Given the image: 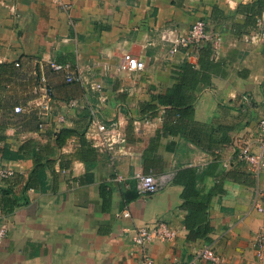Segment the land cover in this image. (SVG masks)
<instances>
[{
  "label": "crops",
  "instance_id": "obj_1",
  "mask_svg": "<svg viewBox=\"0 0 264 264\" xmlns=\"http://www.w3.org/2000/svg\"><path fill=\"white\" fill-rule=\"evenodd\" d=\"M63 1L66 8L55 0H0V64L11 65L0 75V166L14 170L0 181L7 227L0 264H133L142 250L136 229L159 221L176 234L146 245L158 263L183 262L212 244L223 258L219 264H264L256 255L264 229V172L255 177L236 158L238 139H253L264 115V11L250 33L237 36L232 22L246 20L237 9L252 0ZM200 18L222 29L221 47L212 52L220 65L209 83L197 86L188 126L164 134L173 107L154 95L177 82L178 65L187 59L169 57L161 30L172 25L185 31ZM125 52L145 60L146 68L119 70ZM51 61L69 64L75 79L67 81ZM187 61L197 62L198 55ZM42 74L51 97L39 89ZM245 94L252 96L249 104ZM73 98L82 104L70 106ZM47 103L49 115L43 113ZM17 105L23 111L15 112ZM95 116L116 123L126 144H96ZM61 126L75 134L57 147L54 132ZM30 140L54 151L39 153L48 163L42 180L26 191L25 203L8 212L2 208L8 200L4 188L22 194L36 164L35 153L21 149ZM186 166L195 167L201 193L222 190L209 203L213 229L204 237H189L184 185L171 182ZM137 173L171 178L147 194L138 189ZM247 173L254 182L245 183Z\"/></svg>",
  "mask_w": 264,
  "mask_h": 264
},
{
  "label": "built area",
  "instance_id": "obj_2",
  "mask_svg": "<svg viewBox=\"0 0 264 264\" xmlns=\"http://www.w3.org/2000/svg\"><path fill=\"white\" fill-rule=\"evenodd\" d=\"M55 1L63 8L67 7V4L63 0ZM221 30L218 28H210L208 22L200 18L195 20L185 31L177 26H165L161 30V38L165 44H168V55L170 58H174L177 54H181L183 58L190 60L193 56L198 55L199 47L205 43H210L213 51L219 50L223 41ZM16 64H19V62H16ZM50 66L53 70L63 71L67 81H73L75 79V75L71 72L69 64L51 61ZM118 68L119 70L128 72L142 71L146 68V61L130 52H125L121 57ZM96 86L100 89V97L105 99L106 96L102 92L101 84L97 83ZM39 89H43L47 97H51L53 93L48 79L44 74L40 76ZM242 100L249 104L252 101V96L250 94H245ZM68 104L70 106H80L82 100L73 98ZM14 110L15 112H21L23 111V107L17 105ZM44 110L43 113L49 115L51 110L49 103L44 105ZM58 119L60 123H64L66 121V116L61 114L58 116ZM92 120L94 128L91 131V135L92 139L96 140V144H101L108 148L114 147L116 143L126 144V136L120 132L116 123L111 122L107 124L96 116ZM236 158L237 161L243 163L247 170L255 177H259L264 172V115L257 123V131L253 139L241 137L238 139ZM13 174L14 170L12 168L0 166V181ZM118 178L122 180L123 176L118 174ZM170 178L171 174H164L157 177L152 173H137L138 189L141 193H154L165 186ZM258 209L262 210V207L258 205ZM123 214L129 216L130 211L126 209ZM136 232L135 242L141 246L142 250L139 258L133 264H162L156 262V260L146 252V245L156 238H172L175 236L176 230L172 229L166 222L159 221L154 224L138 227ZM6 236L7 227L3 222L2 213L0 212V244L4 242ZM256 255L260 258L264 257V229L259 232L256 239ZM222 261L223 258L216 250L215 246L212 244H205L198 249L191 259L183 262L174 259L172 262L166 264H203L204 262L219 264Z\"/></svg>",
  "mask_w": 264,
  "mask_h": 264
},
{
  "label": "trees",
  "instance_id": "obj_3",
  "mask_svg": "<svg viewBox=\"0 0 264 264\" xmlns=\"http://www.w3.org/2000/svg\"><path fill=\"white\" fill-rule=\"evenodd\" d=\"M217 9V8H216ZM221 12L220 9H217ZM246 15L244 22H232V32L241 36L250 31L257 25L258 17L264 11V0H252L248 3H241L237 9ZM213 48L210 43L201 45L198 49V61L192 63L184 60L178 65V80L170 86L165 93L154 95L158 101L165 105H171L173 108L168 109L166 113V121L163 129L164 134L178 133L184 129L194 117L193 101L195 99V90L199 83H209L211 75L216 71L220 65V61H216L212 56ZM5 64H0V75L6 71ZM1 78V77H0ZM55 146L60 147L64 145L68 138L75 134V130L61 126L55 132ZM84 136V135H83ZM22 150L26 149L35 153V167L30 171L28 178L24 181L22 194L12 192L10 188H4V193L8 200L2 203V208L5 211H11L15 206L25 203L28 200L26 191L33 186L42 177L41 168L45 167L48 163L42 162L39 156L44 149L54 151L49 144L46 146L36 145L33 140L28 141L21 146ZM53 161L49 163L52 164ZM66 166V164H64ZM68 165V164H67ZM245 183H252L253 176L247 173ZM253 175V174H252ZM18 177H21L19 175ZM237 177V176H236ZM196 169L192 166L182 167L176 170L172 177V183H179L184 185L182 197L184 202L182 207L188 210L185 216V224L189 229V237H204L213 229L211 221L208 219V206L212 196L220 191L221 188L216 186L215 189L206 193H201L196 187ZM42 180V179H41Z\"/></svg>",
  "mask_w": 264,
  "mask_h": 264
}]
</instances>
